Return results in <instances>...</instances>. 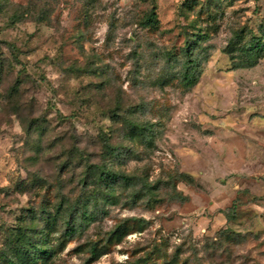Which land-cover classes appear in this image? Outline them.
I'll list each match as a JSON object with an SVG mask.
<instances>
[{
    "label": "rangeland",
    "instance_id": "obj_1",
    "mask_svg": "<svg viewBox=\"0 0 264 264\" xmlns=\"http://www.w3.org/2000/svg\"><path fill=\"white\" fill-rule=\"evenodd\" d=\"M253 37L264 0H0V260L23 264L27 231L55 251L40 264H264ZM94 165L132 184L96 202Z\"/></svg>",
    "mask_w": 264,
    "mask_h": 264
},
{
    "label": "trees",
    "instance_id": "obj_2",
    "mask_svg": "<svg viewBox=\"0 0 264 264\" xmlns=\"http://www.w3.org/2000/svg\"><path fill=\"white\" fill-rule=\"evenodd\" d=\"M143 24L148 28L155 27L159 24L156 9L149 14ZM1 44L2 41L0 39V46ZM241 52L245 58L244 66L254 67L264 59V41L261 38L253 37L244 47H242ZM185 57L186 61L182 70V85L185 89L190 90L199 83L203 69L199 61L194 59L193 47H191L190 44L186 45ZM129 126L133 133L132 138L134 141H136L138 137L142 138L144 141L147 140V128L141 127L136 123H130ZM86 180L97 189L93 195L96 202H99L102 197L104 199H115L116 187L121 183L125 186H129L133 181L132 178L116 173L102 165H94ZM59 211H61V209H59ZM72 212V207H68V213L66 212V214L68 215ZM84 222L85 219H81L76 224H73L72 221H67L66 234L70 237L74 236L79 228L83 227ZM22 236L23 240L19 241L21 244L19 260L22 261L23 264H40L43 260L48 261L53 258L55 251L47 245V243H35V239L28 234L27 231L23 232ZM10 262L11 264H20L16 259H11ZM0 264H4L2 260H0Z\"/></svg>",
    "mask_w": 264,
    "mask_h": 264
}]
</instances>
